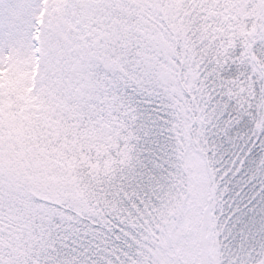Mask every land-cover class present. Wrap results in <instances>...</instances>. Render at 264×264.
I'll use <instances>...</instances> for the list:
<instances>
[{
	"label": "snow or ice",
	"instance_id": "6c2138e0",
	"mask_svg": "<svg viewBox=\"0 0 264 264\" xmlns=\"http://www.w3.org/2000/svg\"><path fill=\"white\" fill-rule=\"evenodd\" d=\"M0 264H264V0H0Z\"/></svg>",
	"mask_w": 264,
	"mask_h": 264
}]
</instances>
